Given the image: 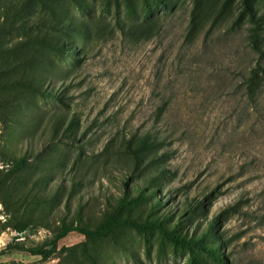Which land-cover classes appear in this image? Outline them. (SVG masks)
<instances>
[{"label": "rangeland", "instance_id": "rangeland-1", "mask_svg": "<svg viewBox=\"0 0 264 264\" xmlns=\"http://www.w3.org/2000/svg\"><path fill=\"white\" fill-rule=\"evenodd\" d=\"M245 2L262 40L264 0H0V251L25 249L0 264H264V89L255 112L236 87L256 59ZM217 16L237 34L203 45ZM144 132L165 145L127 149ZM110 215L201 249L118 227L26 251Z\"/></svg>", "mask_w": 264, "mask_h": 264}, {"label": "trees", "instance_id": "trees-1", "mask_svg": "<svg viewBox=\"0 0 264 264\" xmlns=\"http://www.w3.org/2000/svg\"><path fill=\"white\" fill-rule=\"evenodd\" d=\"M244 12L248 14L249 22L253 27L252 29H248L246 32V45L248 46L250 52L256 56V59L253 65H251L248 69L246 68L247 70L241 71L238 74L237 77L239 78V82L237 83L236 87L240 91L243 100L246 102V104H248L249 108L253 109L255 112H259L261 109L260 98L264 89V39L260 40L258 34L256 33L259 28V21L255 18L252 10L249 9L248 3L246 2ZM240 18H242V14L239 15L237 21L240 20ZM234 24L235 22L233 21L226 19L220 20L218 16L215 17L211 24L202 31L204 36V40L202 41L203 45L210 36L219 32L223 27H225L224 30L227 35L237 34V30H233ZM196 27L197 24L194 19V14L191 13L189 14L188 28H186L185 34L183 36V44L186 48L193 47L197 42ZM164 107L163 109H166ZM161 113L160 117L162 116ZM164 140L165 138L157 133L152 134L150 132H144L131 136V138L126 141V147L129 150L136 148L138 151H147L161 145H165ZM140 200H142L140 197L138 199H132L130 207H134L139 203ZM118 227H128L141 233L156 230L166 239L178 246L187 247L189 249H201L200 246H198L199 239L196 241L193 239L188 240L181 238L177 235L176 228H174L172 231H166L163 229L162 224L157 218L146 219L143 222H134L127 219L118 218L117 215H110L102 225L93 230L79 226L63 224L60 230L54 235L50 245L48 246L49 248H47V246H40L28 248L26 251L33 256L48 258L55 252L58 241L65 238L70 233H77L86 238L99 239L108 236ZM24 250V248L20 247L15 242H11L4 250L0 251V256L13 251ZM204 251L215 264H227L223 258L217 256L213 252L207 250Z\"/></svg>", "mask_w": 264, "mask_h": 264}]
</instances>
